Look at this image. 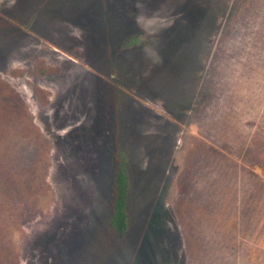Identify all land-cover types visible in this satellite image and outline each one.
<instances>
[{
  "label": "rangeland",
  "instance_id": "374dc122",
  "mask_svg": "<svg viewBox=\"0 0 264 264\" xmlns=\"http://www.w3.org/2000/svg\"><path fill=\"white\" fill-rule=\"evenodd\" d=\"M0 264H264V0H0Z\"/></svg>",
  "mask_w": 264,
  "mask_h": 264
},
{
  "label": "trees",
  "instance_id": "16d2710c",
  "mask_svg": "<svg viewBox=\"0 0 264 264\" xmlns=\"http://www.w3.org/2000/svg\"><path fill=\"white\" fill-rule=\"evenodd\" d=\"M129 191V175L126 160L121 158L114 175L113 213L111 216V225L120 234H124L128 228L127 222V199Z\"/></svg>",
  "mask_w": 264,
  "mask_h": 264
}]
</instances>
